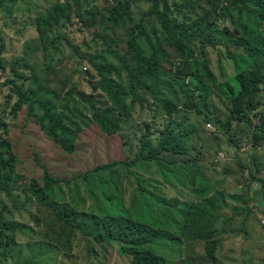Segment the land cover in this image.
<instances>
[{
	"label": "rangeland",
	"instance_id": "1",
	"mask_svg": "<svg viewBox=\"0 0 264 264\" xmlns=\"http://www.w3.org/2000/svg\"><path fill=\"white\" fill-rule=\"evenodd\" d=\"M115 1L0 0V144L10 164V171L0 177L12 191L9 196L0 189V219L16 225L13 230L0 228V264H132L125 244L105 239L110 230L122 235L117 224L122 217L131 226L128 233L141 231L134 242L163 235L138 247L166 264H264V95L253 100L256 108L246 100L243 118L233 120L225 103L214 96L213 80L203 65L209 61L219 82L235 75L228 53L246 57L232 38L236 25L239 31L241 23L252 28L249 14L232 10L230 18L219 5L215 12L208 0H160V11L189 33L199 35L197 22L210 27L187 41L199 78L186 77L180 58L186 46L177 50L169 44L156 16H148L154 0H132L130 17L120 26L109 22ZM58 4L64 16L41 38L37 21ZM142 21L147 37L140 38L139 46L145 54L160 47L162 69L206 91L207 106L185 110V97L167 75H159L157 84L141 78L135 94L142 102H132L127 68L136 64L128 43ZM96 65L104 68L102 76ZM10 86L28 100L18 114V98ZM113 87L125 90L129 117L116 135L106 136L81 96L96 98L104 111L115 110ZM166 101L177 106L174 125L162 107ZM40 103L52 104L68 117L75 106L81 110L77 118L86 127L74 153L62 152L42 132ZM171 133L189 152H162L157 158L156 149ZM113 162L120 164L94 175L101 206L89 198L82 179L74 184L87 201L78 210L74 190L64 187V198L58 192L60 200L42 194L43 167L53 177L69 180ZM251 171L262 181L253 180ZM52 205L75 226L58 219ZM205 247H213L214 257L205 255Z\"/></svg>",
	"mask_w": 264,
	"mask_h": 264
},
{
	"label": "trees",
	"instance_id": "2",
	"mask_svg": "<svg viewBox=\"0 0 264 264\" xmlns=\"http://www.w3.org/2000/svg\"><path fill=\"white\" fill-rule=\"evenodd\" d=\"M60 1V0H58ZM220 0H208V3L213 7L219 5L221 11L228 17L233 16V11L241 12L242 10H246L247 14H249V21L252 23L251 29L249 26H242L239 31L236 25L234 31L236 32L234 37L232 38L236 46L243 49L246 57H241L238 55H233L228 53L229 58L232 60L235 75L229 80L219 82V80L214 75L213 71L210 68V63L207 60H204L203 65L204 69L207 72V75L213 80L214 88L216 93L214 94L218 96V98L225 103V108L227 112L230 113L233 120L240 121L244 116L243 105L246 100H250V103H253V108L257 106L254 105L259 95L263 93L264 95V0H227L223 3L219 2ZM161 1L154 0V6L151 9L148 16H156L162 32L166 37L169 44L176 47L177 50H181L185 45L186 48H183L187 52H183L180 54V58L182 61V70L181 74L184 76H191L199 78V66L198 62L194 59L195 56L191 47L187 45V41L190 39L198 38L197 36L203 35L208 26H205L203 22L196 23V30L199 35H194L190 32V29L186 26H183L177 21H174L171 17L167 15L166 12L160 11ZM132 8V0H116L115 6L109 9V22L113 26H120L126 23L127 19L130 17V11ZM233 10V11H232ZM64 10L62 6L59 4L52 9L48 14L40 16L37 21V32L41 38L46 35V32L51 31L52 27L60 21V19L64 16ZM216 12V10H215ZM218 13H216L217 15ZM143 21L137 27L138 35H133L132 39L128 43V54L132 56L133 61L135 62V67H128V75L130 80V91L133 93L134 97L132 102L138 103L142 102L136 94L135 90L139 87L140 79L143 77H149L154 79L156 84L159 82V75H167L172 81L178 84L180 91L185 97L184 109L190 112H194L195 110H199L202 106H207V94L201 88L192 87L190 83H187L186 77L181 79L177 78V76L173 73L166 72L162 69L159 55L161 53V49L153 48L150 56H147L142 48L139 46V40L142 37H147V32L143 27ZM189 51V52H188ZM3 53V45L0 43V56ZM98 71L99 75L102 76L104 68L99 66H94ZM1 68V62H0ZM106 70V69H105ZM112 68H110V71ZM225 76V73H222ZM11 91L17 96L18 102L15 108V113L18 114L22 108L27 104L28 100L26 95L15 86H10ZM123 92L125 90L123 89ZM122 91H118L116 88H112V93L115 99V110L107 109L102 110L100 104L96 98L83 94L81 96V102L87 105L88 110L91 112V116L93 118V122L98 125L99 129L106 136H114L120 130V125L124 120L129 117V109L123 101L124 93ZM40 107L43 110V117L39 118V126L41 127L42 132L62 151L68 154H72L75 152L76 143L83 133L84 128L86 127L83 124H80L78 120V115H81V110L75 106V113L72 116L68 117L65 113H58L56 108L52 104H43L40 103ZM162 107L166 111V116L169 118V124L174 125L176 121L173 119V116L178 112L177 106L171 102L166 101L162 103ZM200 107V108H199ZM69 111V110H68ZM262 123V131L264 132V114L261 119ZM179 128L181 125H176ZM150 136V134H148ZM4 145L0 144V176L6 175L10 171V164L5 160L3 154ZM144 150L142 151V153ZM162 152H171L175 154H187L189 149L186 146H180L176 143L175 138H173V134H169L163 141L162 144L156 149L155 156L160 158ZM37 164L40 165L39 159L36 156ZM120 162L109 163L96 169L85 173L84 175H79L72 179H61L53 177L49 171L43 167L44 172V188L43 193L46 198H59L58 192H60L64 198V187L69 190H74L76 195L75 198H72L75 204V208L78 210L82 206H85L86 199L81 195L80 188L78 185L74 184L75 181L82 179L83 182L87 186V192L90 199L95 201V204L102 205L100 200L96 196L95 190L93 188V180L94 175L100 171H107L116 166H118ZM135 164V163H132ZM4 176L0 177V189L7 192V195H11L12 191L6 188L3 183ZM250 176L253 180L256 179L255 173L251 171ZM100 180V179H99ZM259 181V182H260ZM263 185L264 182L262 181ZM264 191V186L262 188ZM153 198L158 203H164L163 200H159L158 198ZM45 200V198H43ZM109 200H112L111 198ZM54 211L56 217L61 221L66 222L69 226H75L74 221L70 216H65L63 210L58 209L55 205L51 206ZM118 227L122 230V235H115L113 231H109V234L105 237V239L114 240L120 243L125 244L127 247L123 248L124 253L129 255L132 258V264H166V261L162 258L154 254L150 251H144L139 249L138 246L146 245L147 243L154 242L157 239H162V234H155L151 238H140L137 242H134L138 233L141 234L140 229L138 228L137 232L133 235L128 233L127 230L131 228L128 224V220L120 218L118 220ZM16 225L13 223L5 222L0 219V228L4 230H13ZM157 230H160L157 228ZM84 232V231H83ZM205 255L208 258L214 257V249L211 247L210 249L205 247L204 249Z\"/></svg>",
	"mask_w": 264,
	"mask_h": 264
},
{
	"label": "built area",
	"instance_id": "3",
	"mask_svg": "<svg viewBox=\"0 0 264 264\" xmlns=\"http://www.w3.org/2000/svg\"><path fill=\"white\" fill-rule=\"evenodd\" d=\"M262 225L264 226V217H262Z\"/></svg>",
	"mask_w": 264,
	"mask_h": 264
}]
</instances>
